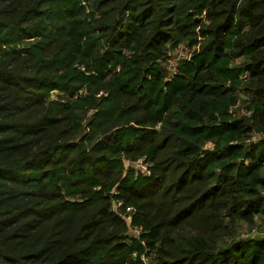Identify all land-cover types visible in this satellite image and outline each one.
Wrapping results in <instances>:
<instances>
[{
	"label": "trees",
	"instance_id": "obj_1",
	"mask_svg": "<svg viewBox=\"0 0 264 264\" xmlns=\"http://www.w3.org/2000/svg\"><path fill=\"white\" fill-rule=\"evenodd\" d=\"M258 216L264 0H0V264H264Z\"/></svg>",
	"mask_w": 264,
	"mask_h": 264
},
{
	"label": "built area",
	"instance_id": "obj_2",
	"mask_svg": "<svg viewBox=\"0 0 264 264\" xmlns=\"http://www.w3.org/2000/svg\"><path fill=\"white\" fill-rule=\"evenodd\" d=\"M169 62L167 64V69H168V75L166 77V80H171L178 72V67L179 63L181 60L189 57V51L188 48L184 45L181 44L177 47H175L173 50L169 52ZM259 136H254L253 140H257ZM135 166H137L139 169H142L145 172H148V166L145 163L144 158L139 159L136 163ZM120 202H114V207L115 210L118 211L121 207ZM136 212V207L134 206H129L126 210V212L122 215L125 219H127L128 222L132 221V216ZM143 228L141 226H135L134 228H131L130 234L133 236H139L142 232ZM243 237L247 236H254L251 234H243ZM143 245H145V242L142 241ZM135 257H138L137 252L133 254ZM141 260L143 261L144 264H152V261L150 259V256H148L146 253L141 254Z\"/></svg>",
	"mask_w": 264,
	"mask_h": 264
},
{
	"label": "rangeland",
	"instance_id": "obj_3",
	"mask_svg": "<svg viewBox=\"0 0 264 264\" xmlns=\"http://www.w3.org/2000/svg\"><path fill=\"white\" fill-rule=\"evenodd\" d=\"M264 232V217L263 216H258L257 217V223L256 225L252 228L249 226H246V224L241 226L240 229V234H251V235H262Z\"/></svg>",
	"mask_w": 264,
	"mask_h": 264
}]
</instances>
